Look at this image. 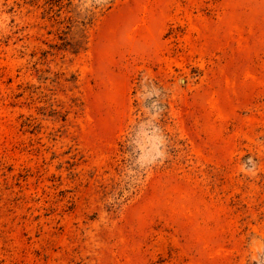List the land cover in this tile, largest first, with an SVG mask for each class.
I'll return each instance as SVG.
<instances>
[{
    "label": "rangeland",
    "instance_id": "374dc122",
    "mask_svg": "<svg viewBox=\"0 0 264 264\" xmlns=\"http://www.w3.org/2000/svg\"><path fill=\"white\" fill-rule=\"evenodd\" d=\"M0 264H264V0H0Z\"/></svg>",
    "mask_w": 264,
    "mask_h": 264
}]
</instances>
